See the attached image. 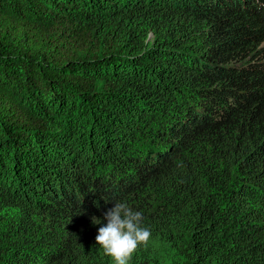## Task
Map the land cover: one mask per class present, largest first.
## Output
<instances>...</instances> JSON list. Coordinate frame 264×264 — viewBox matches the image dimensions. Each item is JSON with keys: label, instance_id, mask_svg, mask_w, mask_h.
I'll use <instances>...</instances> for the list:
<instances>
[{"label": "trees", "instance_id": "trees-1", "mask_svg": "<svg viewBox=\"0 0 264 264\" xmlns=\"http://www.w3.org/2000/svg\"><path fill=\"white\" fill-rule=\"evenodd\" d=\"M115 202L129 264H264V0H0V264H114Z\"/></svg>", "mask_w": 264, "mask_h": 264}, {"label": "clouds", "instance_id": "clouds-1", "mask_svg": "<svg viewBox=\"0 0 264 264\" xmlns=\"http://www.w3.org/2000/svg\"><path fill=\"white\" fill-rule=\"evenodd\" d=\"M103 218L106 224L98 228L95 241L114 264H129L139 247L148 246L152 233L144 225L141 211L133 210L126 202H115ZM92 223L99 224L100 220L93 217Z\"/></svg>", "mask_w": 264, "mask_h": 264}]
</instances>
